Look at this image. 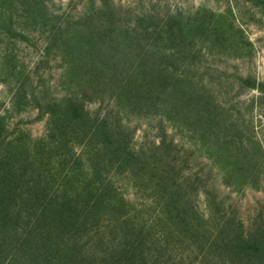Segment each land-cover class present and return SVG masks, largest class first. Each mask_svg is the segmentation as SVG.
Masks as SVG:
<instances>
[{
	"label": "trees",
	"instance_id": "1",
	"mask_svg": "<svg viewBox=\"0 0 264 264\" xmlns=\"http://www.w3.org/2000/svg\"><path fill=\"white\" fill-rule=\"evenodd\" d=\"M38 1L0 0V31H15L11 9L43 24L47 9ZM250 1L264 7V0ZM161 28L160 38L166 34L175 49L160 62L154 45L127 31L77 29L55 37L72 93L39 105L48 132L34 153L0 132V264H184L175 255L181 246L198 264H264V217L249 229L237 217H205L194 200L200 178L184 174L183 156L166 132L158 144L134 150L118 115L93 116L84 106L109 95L130 112L165 114L201 139L226 183H245L263 157L260 143L244 144L233 133L236 123L169 65L187 48L179 19L172 15ZM250 86L264 98V83ZM117 175L145 192L146 210L124 196ZM206 193L211 208L215 197Z\"/></svg>",
	"mask_w": 264,
	"mask_h": 264
},
{
	"label": "rangeland",
	"instance_id": "2",
	"mask_svg": "<svg viewBox=\"0 0 264 264\" xmlns=\"http://www.w3.org/2000/svg\"><path fill=\"white\" fill-rule=\"evenodd\" d=\"M40 1L47 9L43 24V18L38 23L26 22L19 16L20 11L8 8L14 15L16 29L10 35H5L4 29L0 31L3 136L34 153L38 139L45 138L48 132V115L40 106L72 93L62 78L66 63L56 38L75 34L77 29L127 31L142 45H154L160 62L165 52L175 49L166 34L162 39L159 34L165 21L174 15L187 36V48L169 65L177 75L192 79L195 88L207 93L220 114L236 123L233 133L237 138L253 147L259 142L263 149V157L258 156L252 163L245 183H226L219 164L210 157L201 139L165 114L130 112L116 106L109 95L84 100V106L93 116L118 115L131 131L134 150L158 144L166 132L167 139L183 156L180 164L184 174L200 178L194 200L205 217L211 212L214 217H237L246 229L264 217V98L250 86L252 80L264 83V7L250 0ZM202 24L206 30L199 28ZM115 183L137 208L147 209L149 198L143 196L145 192H137L126 176L117 175ZM207 191L216 201L211 208ZM184 248L181 246L175 254L177 259L183 257L184 264H198Z\"/></svg>",
	"mask_w": 264,
	"mask_h": 264
}]
</instances>
